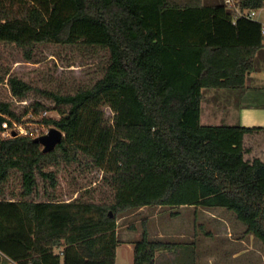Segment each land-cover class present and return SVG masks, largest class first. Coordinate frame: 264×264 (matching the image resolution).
I'll use <instances>...</instances> for the list:
<instances>
[{
    "label": "trees",
    "instance_id": "16d2710c",
    "mask_svg": "<svg viewBox=\"0 0 264 264\" xmlns=\"http://www.w3.org/2000/svg\"><path fill=\"white\" fill-rule=\"evenodd\" d=\"M241 5L259 10L264 0ZM233 17L225 3L205 0H0V83L7 78L14 97L25 99L33 85L3 63L2 46L21 48L29 61L46 43L106 55L93 83L42 91L52 107L34 101L17 113L0 101V129L4 114L21 119L31 108L56 109L61 117L46 122L65 133L50 152L35 137L0 135V251L7 258L115 264L120 216L156 206L224 207L264 246V160L245 157L246 136L264 127L200 122L204 90L244 87L264 47L259 21ZM82 157L104 171L109 198L58 199L49 166ZM13 170L21 174L18 197L5 187ZM134 242L133 264H162L177 245L152 239L146 219Z\"/></svg>",
    "mask_w": 264,
    "mask_h": 264
},
{
    "label": "rangeland",
    "instance_id": "374dc122",
    "mask_svg": "<svg viewBox=\"0 0 264 264\" xmlns=\"http://www.w3.org/2000/svg\"><path fill=\"white\" fill-rule=\"evenodd\" d=\"M258 11L256 17L263 18L264 7ZM105 57L103 51L93 53L79 45L46 43L38 47L33 59L29 61L21 48L14 45L2 46L3 63L10 68L11 73L29 81L33 89L25 98L28 104H22L20 99L13 96L6 78L0 83V101L10 102L17 113L34 101H41L52 107L55 105L54 99L42 91L75 92L80 86L93 83L102 75ZM207 109L208 104L205 101L202 106V124L222 125L218 119L220 117L205 120ZM44 110L49 113L43 117L41 112ZM104 110L107 117L112 118L111 109L104 106ZM60 117L56 109H41L37 115L39 122L29 125L35 135L31 137L43 135L54 126L46 122V119ZM245 146L248 149L245 155L247 159L260 157L264 160V132L248 135ZM41 147L43 149L42 145ZM49 169L57 171L58 185L55 192L61 198H73L77 195L76 197L83 199L100 201L102 198H109L113 192L112 187L103 180L104 171L87 164L84 157L81 163H62L49 166ZM21 184L20 172L13 170L5 185L8 197H18ZM42 186L43 181L40 179V191L43 190ZM40 199H43L42 195ZM218 208L201 207L195 211L191 207H145L120 216L119 225L121 230L132 225L137 226L141 235L143 221L146 219L152 239L174 241L177 238L178 244L181 243L180 249L178 255L169 258V264H264V246L261 240L246 232L245 223L234 211L224 207ZM176 212L178 216L174 214ZM160 230L166 232V236L161 237ZM191 238H196L198 245L200 244L199 249L194 252H190L187 246ZM240 248L245 250L244 254L233 258L234 251ZM120 249H125V252L119 256L118 264H133V251L126 250L125 246ZM191 254L193 256L189 258Z\"/></svg>",
    "mask_w": 264,
    "mask_h": 264
},
{
    "label": "crops",
    "instance_id": "0c3cea01",
    "mask_svg": "<svg viewBox=\"0 0 264 264\" xmlns=\"http://www.w3.org/2000/svg\"><path fill=\"white\" fill-rule=\"evenodd\" d=\"M206 4L213 5L218 3H224V0H205ZM262 9V8H261ZM259 9V10H261ZM258 10L255 14L254 19L259 21L263 26V43H264V16L263 18L256 17L258 14ZM206 90V89H205ZM204 90V99L201 104V114H200V122L202 123V106L205 101H207L208 109L206 114L204 115L206 121H210L211 119H216L220 117V121L223 123L222 125H243V126H262L264 127V47L256 54L255 57V67L254 70L247 75L245 86L242 88H211L207 89L209 91ZM211 123V122H207ZM212 125V124H207ZM217 125V124H215ZM247 138V136H246ZM245 138V140H246ZM77 195H75L76 197ZM73 198H61L58 196V199L61 201H70ZM38 200L40 199L37 198ZM195 211L201 207H194ZM145 208V207H143ZM140 208V209H143ZM218 208V207H213ZM211 209V208H210ZM221 209V208H218ZM178 216V214L176 215ZM118 219V227H117V238L119 240L116 248V258L115 264H118L119 256L121 253L125 252V249L121 251V247L125 246L126 250H132L134 256V247L135 240L139 238L140 231L135 227H130L121 230V226L119 225ZM163 230H160V236H166ZM177 245L172 251H166L164 255H161L160 261L162 264H169V258L172 259L176 255H178V250L180 249L181 243L178 244L177 238L174 240ZM199 241L196 238H191L188 240L187 246H189L190 252H194L199 249L198 245ZM66 248V245L54 247L53 253L62 254V250ZM244 249H239L238 251H234L233 258H238L242 254H244ZM189 256V258H192ZM182 257V256H181ZM53 257L49 255L43 259V264H51ZM210 260V258H209ZM212 263V261H210ZM0 264H19L18 262H13L5 254L0 251Z\"/></svg>",
    "mask_w": 264,
    "mask_h": 264
},
{
    "label": "built area",
    "instance_id": "2783aa9c",
    "mask_svg": "<svg viewBox=\"0 0 264 264\" xmlns=\"http://www.w3.org/2000/svg\"><path fill=\"white\" fill-rule=\"evenodd\" d=\"M224 3L234 11V17L232 19L233 23H236L238 18L240 17L254 19L255 14L257 12L256 9L243 8L241 5V0H224ZM19 101L22 104H28V101H26V99H20ZM39 112L40 111L37 112L33 108H31L27 112V114L24 115L21 119H17L12 117L11 115L4 114V120L2 121L1 124L2 128L0 129V135L3 138L22 136V135L35 136L33 135V128H30L29 125L30 123L31 125H34L39 122V119L37 118ZM41 113L42 116L44 117L49 113V111L44 110Z\"/></svg>",
    "mask_w": 264,
    "mask_h": 264
},
{
    "label": "water",
    "instance_id": "95a60500",
    "mask_svg": "<svg viewBox=\"0 0 264 264\" xmlns=\"http://www.w3.org/2000/svg\"><path fill=\"white\" fill-rule=\"evenodd\" d=\"M15 135V133H14ZM65 133L56 126H53L43 135L34 138V141L43 146L44 152H50L63 140Z\"/></svg>",
    "mask_w": 264,
    "mask_h": 264
}]
</instances>
